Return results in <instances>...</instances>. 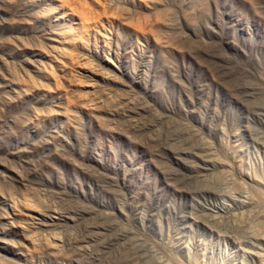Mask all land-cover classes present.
<instances>
[{
	"label": "rangeland",
	"instance_id": "374dc122",
	"mask_svg": "<svg viewBox=\"0 0 264 264\" xmlns=\"http://www.w3.org/2000/svg\"><path fill=\"white\" fill-rule=\"evenodd\" d=\"M0 264H264V0H0Z\"/></svg>",
	"mask_w": 264,
	"mask_h": 264
}]
</instances>
